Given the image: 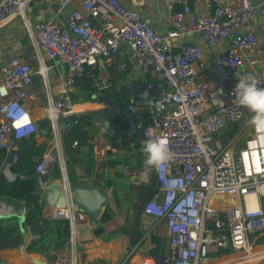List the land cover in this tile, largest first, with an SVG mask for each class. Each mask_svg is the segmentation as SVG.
<instances>
[{
	"label": "built area",
	"instance_id": "obj_1",
	"mask_svg": "<svg viewBox=\"0 0 264 264\" xmlns=\"http://www.w3.org/2000/svg\"><path fill=\"white\" fill-rule=\"evenodd\" d=\"M35 1L0 0V36L20 18L33 52L31 60L11 58L2 66L0 148L41 136V122L48 124L55 152L38 159L36 172L49 179L57 164L66 192V205L52 213L67 240L56 264H91L78 253L88 241L90 219L73 196L63 146L71 125L70 90L87 79L98 93L110 92L131 63L168 87L148 107L127 102L136 130L146 139L163 135L172 152L171 161L155 170L156 190L144 206L157 219L145 239L164 227L168 247L158 256L130 250L119 264H261L264 253L256 250L264 237V132L249 123V109L234 103L238 80H210L203 44L217 52L229 74L244 75L247 67L264 87V40L254 29L264 20V0H198L199 9L191 0H159L178 6L165 35L119 0H40L54 2L59 18L39 22L31 18ZM123 45L126 58L108 68ZM33 82L43 88L44 102L29 108L13 92Z\"/></svg>",
	"mask_w": 264,
	"mask_h": 264
},
{
	"label": "crops",
	"instance_id": "obj_2",
	"mask_svg": "<svg viewBox=\"0 0 264 264\" xmlns=\"http://www.w3.org/2000/svg\"><path fill=\"white\" fill-rule=\"evenodd\" d=\"M230 1L234 2L235 0ZM119 2L127 8L139 10L145 21L151 24L157 33L161 35H165L169 29L171 12L178 9V6L170 1L119 0ZM191 5L193 8L198 9L202 7L198 0H191ZM31 18L34 22H39L54 20L59 16L56 14L54 2L37 0L34 2V11ZM254 29L264 40V20L259 18L257 23L254 24ZM126 48L127 45H123L113 54L109 64H107L108 68H117L122 63L127 56ZM203 48L205 62L210 73L209 78L213 83L223 85L226 82L238 80L237 76H232L221 67L217 52L207 48L204 44ZM261 50L262 48L259 47L258 53ZM16 57L25 60H31L33 57L32 48L20 18L13 19L2 29L0 36V83L2 82V66L11 58ZM258 59L257 55L252 57V60L256 62ZM55 75L56 72L53 70L51 82L53 91L57 93L59 86L58 79L54 77ZM244 75H248L247 67ZM119 77L124 78L123 82L117 84L114 89L107 93H98L92 88L86 91L84 86L86 82H89L87 79L84 80L85 82L76 83L69 94L73 103L71 116L86 112H102L111 107H120L121 109L123 106H127V102L130 100L137 103L143 94L149 92L145 90L152 89L151 85L159 83L143 77L135 63H131L128 70L120 74ZM42 93L43 88L38 83L33 82L32 85L23 90L14 91L13 96L20 99L29 108H35L41 106L44 102ZM158 93L150 99L154 100L155 95H158ZM2 101L3 99H0V103ZM36 117L38 121V114H36ZM115 122L120 128H127V124L121 115L116 117ZM43 130L44 133H41V136L26 138L23 141L12 139L9 149H6L7 155L9 151L17 150L23 146L27 147L32 141L35 142L34 147L44 145L43 150L37 157L33 158L34 160L52 155L55 152V146L50 143L49 129L46 122ZM89 134L95 137L92 141H88V144L92 145L94 143V145L82 146L79 150L81 158L77 161H70L67 158L68 174L73 187L88 185L97 187L103 194L104 204L96 219L89 218L88 241L78 247L79 256L82 260L91 264H119L122 257L133 249L144 255H146V251L155 249V255H162L168 247L165 241L167 235L164 227L154 228V233L143 239L145 231L157 224L156 218L144 213V206L153 193L152 185L155 183V169L146 172L143 163L145 154L141 146L143 141L146 140L145 136L140 132L127 134L122 138V140L127 141L126 148H124L121 146L120 140L118 141L116 138L114 140L110 134L103 133L98 126L92 124ZM1 181L0 178V183ZM54 182H60V179ZM25 202L28 203L30 209L26 223V230L30 239L24 250L25 252H22V241L9 249H3L0 243V264H56L59 253L67 246L65 231L60 226L62 241L60 246H55L53 250L27 251L30 242L39 237L45 224L44 221H54L52 220V213L55 208L47 206L43 201L42 194L37 191L30 195ZM106 213L109 215L106 216ZM139 222L142 237L134 244V236L130 235V231ZM15 225V220L0 223L2 230ZM47 231L55 232L56 228L48 225ZM153 236L161 239L160 247H158L157 240H148ZM259 244L260 246L256 251L264 253V244ZM142 249L144 252L141 251ZM263 263L264 261H261V264Z\"/></svg>",
	"mask_w": 264,
	"mask_h": 264
},
{
	"label": "water",
	"instance_id": "obj_3",
	"mask_svg": "<svg viewBox=\"0 0 264 264\" xmlns=\"http://www.w3.org/2000/svg\"><path fill=\"white\" fill-rule=\"evenodd\" d=\"M152 89L141 96L136 103L138 106H150V99L154 94L157 98L161 97L163 91L167 90L165 83H157L151 85ZM121 115L127 124L126 129H122L115 122L117 116ZM92 124L101 128L103 133L110 134L112 137L122 140L127 134L138 132L135 128V118L128 109V106L111 107L102 112L92 113ZM45 122L41 124V132L44 133ZM72 127H70L71 129ZM35 146V142H30L27 147H20L17 150L8 152V155L3 161H0V174L3 177L4 183L10 186L16 180L23 181L32 179L36 182V191L42 194L44 203L53 208L63 207L66 205V192L61 182H48L39 172L29 173L28 170H17L21 160L30 153ZM16 169V170H15ZM73 196L78 205L84 207L91 219H96L102 210L104 197L100 190L95 186H74L72 187ZM29 214V206L25 201H13L6 197L0 196V223L3 221L15 220L18 231L22 234V252L24 253L29 236L26 230V223Z\"/></svg>",
	"mask_w": 264,
	"mask_h": 264
},
{
	"label": "trees",
	"instance_id": "obj_4",
	"mask_svg": "<svg viewBox=\"0 0 264 264\" xmlns=\"http://www.w3.org/2000/svg\"><path fill=\"white\" fill-rule=\"evenodd\" d=\"M84 80L85 79H80L77 81V83H80ZM91 88H92L91 84L89 82H86L84 89L88 91L91 90ZM92 113L93 112H86L84 114L72 116L69 119L71 123L70 127L72 128L66 132L63 140V146H64L65 154L68 160L70 161L79 160L81 158V152H79L80 148L85 145H90L88 144V141H92L95 137L94 135L89 134V129L92 126V122H91ZM145 117L148 118V115L146 114ZM112 138L115 140L114 137ZM75 141L78 144L76 147H73V143ZM120 143L122 147L126 148L127 141L125 139H123L122 141L120 140ZM93 145L94 143L90 146ZM43 147L44 145H40L39 147H34V149L22 159L20 165L16 169L17 170L26 169L28 170L29 173L36 172L38 160H34L33 158L39 155V153L43 150ZM6 156H7V151L5 149L0 148V161H3L6 158ZM60 177H61L60 170L58 168V165L55 164L52 168V174L50 178L49 179L44 178V180L46 182H53L59 180ZM0 178L2 179L0 183V196L6 197L10 200L18 201V202L25 201L26 199H28L30 195H32L36 191V182L32 179L23 180V181L16 180L10 186H7L4 183L1 174H0ZM154 179H155V183L152 185L153 192L156 190V182H157L156 175ZM108 215L109 214L106 213V216ZM44 222L45 224L39 237L30 242L27 251L33 252L35 250H40V251L53 250L55 249V246L58 247L62 244L60 238V230H59V226L62 227L61 224L56 221L49 222L45 220ZM1 223H8V221H3ZM48 225L55 226L56 231L55 232L47 231ZM139 227H140V222L134 229L130 231V235L134 236V240H133L134 244H136L139 241V239L142 237ZM0 237H1L0 243L3 249H9L13 245L20 244L22 241V234L18 231L16 225L6 230H2V227L0 226ZM156 237L157 236H153L152 241L157 240L158 247H160L161 239ZM258 242L264 244V237L259 238ZM145 254L146 255L148 254L150 256H158L155 255L156 254L155 249L146 251Z\"/></svg>",
	"mask_w": 264,
	"mask_h": 264
},
{
	"label": "clouds",
	"instance_id": "obj_5",
	"mask_svg": "<svg viewBox=\"0 0 264 264\" xmlns=\"http://www.w3.org/2000/svg\"><path fill=\"white\" fill-rule=\"evenodd\" d=\"M234 97V103L246 107L253 114L249 123L258 133L264 132V87L259 86L255 77L239 74ZM141 147L145 154L143 163L146 172L152 169L158 171L172 159L169 142L163 135L144 140Z\"/></svg>",
	"mask_w": 264,
	"mask_h": 264
},
{
	"label": "rangeland",
	"instance_id": "obj_6",
	"mask_svg": "<svg viewBox=\"0 0 264 264\" xmlns=\"http://www.w3.org/2000/svg\"><path fill=\"white\" fill-rule=\"evenodd\" d=\"M117 104H119L120 105V103L119 102H117ZM156 238H158V237H156ZM148 240H152V237L151 238H149ZM166 241V240H165ZM165 244H166V242H165ZM148 246V245H147ZM147 248V247H146ZM150 248V247H149ZM142 252H144V250L142 249L141 250Z\"/></svg>",
	"mask_w": 264,
	"mask_h": 264
},
{
	"label": "bare ground",
	"instance_id": "obj_7",
	"mask_svg": "<svg viewBox=\"0 0 264 264\" xmlns=\"http://www.w3.org/2000/svg\"><path fill=\"white\" fill-rule=\"evenodd\" d=\"M69 129H70V128H69ZM21 140L23 141V140H25V139H21ZM21 140H20V141H21ZM143 239H145V237H144V236H143Z\"/></svg>",
	"mask_w": 264,
	"mask_h": 264
}]
</instances>
